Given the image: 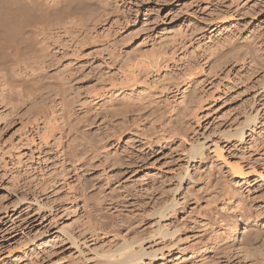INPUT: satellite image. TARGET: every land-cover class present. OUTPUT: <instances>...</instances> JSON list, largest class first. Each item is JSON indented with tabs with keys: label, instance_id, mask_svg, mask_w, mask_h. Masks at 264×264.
<instances>
[{
	"label": "rangeland",
	"instance_id": "374dc122",
	"mask_svg": "<svg viewBox=\"0 0 264 264\" xmlns=\"http://www.w3.org/2000/svg\"><path fill=\"white\" fill-rule=\"evenodd\" d=\"M72 9L74 28L59 32L57 19L49 25L46 71L34 78L11 69L45 85L43 96L16 88L7 99L0 81V264H93L85 260L91 251L153 236V206L169 184L152 190L149 176L159 175L158 187L177 172V138L218 141L213 133L235 129L254 100L259 121L246 142L219 141L223 160L209 142L195 167L212 181L204 199L179 216L174 239L152 244L175 248L142 264H264V0H81ZM37 44L21 46L28 65L41 64ZM157 54L139 83L126 85L120 66ZM60 91L70 125L60 118ZM169 130L172 139L149 145ZM117 149L119 159L105 158ZM135 155L148 157L131 166ZM235 163L248 173L243 180L230 170ZM249 229L261 237L244 248L239 237ZM67 235L87 240L84 255Z\"/></svg>",
	"mask_w": 264,
	"mask_h": 264
},
{
	"label": "bare ground",
	"instance_id": "6f19581e",
	"mask_svg": "<svg viewBox=\"0 0 264 264\" xmlns=\"http://www.w3.org/2000/svg\"><path fill=\"white\" fill-rule=\"evenodd\" d=\"M79 1L81 0H54L51 2V4H49L41 0H0V81L4 83L3 86L7 89L8 92H10V94L7 95V99H12L13 95L11 94V92H14L16 88H21V90L24 92L26 96L27 95L35 96V93L42 92L46 89L45 85L44 86L38 85L39 87L36 88L34 86V81H36V83L38 81L34 80V78L36 77L35 74L37 71H41V70L46 71L48 69L47 63L49 61L47 59H49L48 52L50 50H48L49 46H46L45 42L48 41L53 36L52 33H50L49 31L50 30L49 25L54 20L57 19L59 22L56 25H54V27L56 26L59 32H66L74 28L76 24L72 23V21L70 23L68 18L69 16L71 17L73 16L71 14V12L73 11L72 6L74 5V3L77 4ZM70 19L72 20L73 18H70ZM74 19H73V22H76L77 20H79V18H76L77 20L76 19L74 20ZM77 22H81V21L79 20ZM35 29H39V32L42 35V40L40 42L36 41V37H35L36 34L34 32ZM35 42L36 44L37 42H39L37 44L38 46L39 44H41V46H39V49H41L42 51L41 52L42 60L40 58V61H41L39 62L41 63L40 65L37 66L38 64L37 63L35 66H31V65H28V62L26 61L24 57L25 54L22 53L21 51V46L23 44L24 45L25 44L28 45L32 43L34 44ZM33 49H35V46ZM251 51L248 54H250L253 62H257V58H256V55L254 54V51L253 53ZM40 55L36 57H39ZM160 56L161 55L157 54L156 56H153L151 59L148 58L147 61H143V60L138 61L136 59L135 61L131 62L130 60V62L126 63L125 66L123 67L120 66L119 72L123 76L124 78L123 81H125L126 85H129V84L131 85V83L137 82L138 76H139L138 73L141 74L139 70H141L143 66H146V67H148L149 65L153 66V64L157 63L156 61L159 60ZM12 68L13 69L16 68L17 72L21 74L23 72H25V74L28 73V75L31 74V76L34 78L33 79L30 78L31 80H26L21 77L17 78V76L14 75L16 72L12 70L13 72H15L13 73L11 71ZM191 73H194V72H191ZM138 83L139 81L135 84H138ZM132 87H135L134 84L132 85ZM4 91L5 90H3V92ZM260 91L264 92V83L260 85V89L258 92ZM39 94H40L39 96H43L44 93L43 94L39 93ZM61 94H62L61 96H63L62 102H63L64 107H63L62 115L60 116V118L62 120H65L67 122L66 124L70 125L71 122L69 121L67 117L69 109H70L69 104L66 101V98L64 97L63 93ZM114 101L115 100H112L111 103L114 104L115 103ZM255 104H257V101L254 100L250 106L251 107L250 114L246 116L245 120L242 121V123H238L239 125L237 126L235 125L236 126L235 129L220 130L219 132H216L215 134L213 133V135H215V138L218 141L211 139V136H210L208 138L206 137L203 140V142L198 141L195 144L187 145L186 140H185L186 138L184 139L183 136L180 134L182 138H179V137L177 138L178 141H180V146L178 147L180 149L179 151L180 155L177 157L176 160L174 159L173 161V163H175L173 166L175 167L174 171H177V172L175 173L173 169H171L172 168L171 167L170 171L174 172L175 174L171 176L169 175L170 177H168L167 180H164L163 178L162 181L159 182L160 185L162 186L159 185L158 187L156 186H157V180H158L159 175L154 174L152 176H149V174H147V176H149L153 181V183L150 185L152 190L163 187L165 182L166 184H169L167 185L168 190H166L167 192L165 194V197L162 199V201L161 200L155 201L154 206H153V216H152L153 221L150 226L152 229V232H154L153 236H150L148 238H141L140 240L134 243H130V242L128 243V241L124 240V242L121 245H119L116 250H113V251L109 250L110 252H108V250L104 252L101 251V253L99 252L97 253V251L96 252L91 251L90 252L91 256L86 257V259L84 258L86 262L93 263V264H142L145 259H152V258L157 257L158 254H162L161 252L165 250V248L174 249L176 244H173L172 246L164 247L162 249L157 248V247L156 249H154L152 247L153 246L152 244H154V240H157V239L165 240V241L174 239L178 233V229L176 230V228L174 227V224L178 222L179 216L182 217V216H186V214L189 215V213L187 212H189L192 209V206L193 207L196 206L197 208L199 204L202 202V200L204 199L203 194H205L206 192L204 190V187L208 185L206 184L207 181L208 183H210L211 178L207 177V179H204L205 178L204 174H200L201 172L199 173V171L195 168L196 165H202L203 163H205L206 161L205 152L210 149L213 150V153L217 159H222L224 157L223 155L224 149L219 144V141L230 143L234 139H237V141L240 143L246 142L247 133L249 131H253V129L257 126V123L259 121V113L255 114L256 111H254ZM114 105L112 106V109L115 108ZM57 118L58 117L56 116L54 120L59 122ZM165 132L167 136L165 137L164 135L162 137L159 136V138H156L155 140H153V142H149V145L151 146L155 142L159 143L161 141L172 139L171 130L165 131ZM117 140H120V136L117 137ZM209 142L213 143L212 145L213 147L210 149L208 148ZM183 143H185L186 145H184ZM120 154L117 149L113 153L109 152L107 153V155L105 154L106 155L105 158L109 159L112 156H115L118 158ZM147 157L146 155L145 156L135 155L131 160H129L130 162L128 164L131 166H136L137 164L139 165L144 164V161L146 160ZM226 163L228 162L226 161ZM235 165L237 164L235 163V164L230 165L231 172L235 174L236 178H240L243 180L246 174L248 173H246L245 170H243L244 168H242L241 165H237V166ZM75 171L77 172L78 169L75 168ZM165 187H164V191H165ZM226 190L228 191L227 193L225 192ZM226 190L225 191L223 190L225 193L224 196H228V194L231 193L228 189ZM37 206H38V212L40 214L48 212L49 208H46V206H43L42 204H39V203ZM241 209L242 210L240 211L241 212L240 215L244 217L245 220H249V218H251L250 214H249L250 216L242 214L243 210L246 211V207L242 206ZM194 210L195 209H192L191 212H193ZM238 227L239 226L237 225L233 226L232 229L230 230L231 233L236 232ZM260 237L261 236L258 232L252 229H249L246 232H243L240 234L239 244L241 246H244V248L245 247L249 248L248 246L251 247L253 244L257 242V240H259ZM36 239L37 237L34 240L31 239L30 242L35 241ZM66 239L72 245V247L77 249V252L84 255L82 248L88 247L87 240H85V238L82 241V240H78L77 238L73 236L67 235Z\"/></svg>",
	"mask_w": 264,
	"mask_h": 264
}]
</instances>
